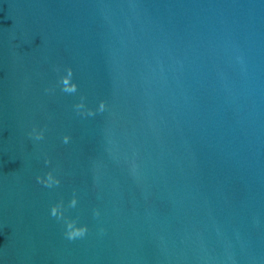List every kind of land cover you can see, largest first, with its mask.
<instances>
[{
	"label": "water",
	"instance_id": "95a60500",
	"mask_svg": "<svg viewBox=\"0 0 264 264\" xmlns=\"http://www.w3.org/2000/svg\"><path fill=\"white\" fill-rule=\"evenodd\" d=\"M0 264H264V0H0Z\"/></svg>",
	"mask_w": 264,
	"mask_h": 264
}]
</instances>
